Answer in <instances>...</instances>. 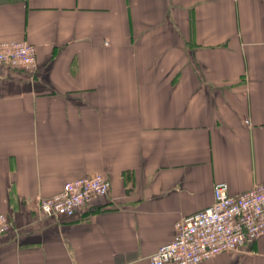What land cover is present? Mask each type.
<instances>
[{"label":"crops","instance_id":"0c3cea01","mask_svg":"<svg viewBox=\"0 0 264 264\" xmlns=\"http://www.w3.org/2000/svg\"><path fill=\"white\" fill-rule=\"evenodd\" d=\"M0 264H150L175 226L264 183V0H0ZM102 174L70 218L39 200ZM200 264H264L251 246Z\"/></svg>","mask_w":264,"mask_h":264},{"label":"built area","instance_id":"2783aa9c","mask_svg":"<svg viewBox=\"0 0 264 264\" xmlns=\"http://www.w3.org/2000/svg\"><path fill=\"white\" fill-rule=\"evenodd\" d=\"M0 66L29 74L37 71L36 49L25 41L0 43ZM102 174L68 181L59 193L39 200L43 216L70 218L83 206L107 195ZM11 224L0 215V236ZM264 233V183L239 195H230L224 183L214 186L213 204L178 222L172 242L159 248L150 264H200L216 256L253 245Z\"/></svg>","mask_w":264,"mask_h":264}]
</instances>
